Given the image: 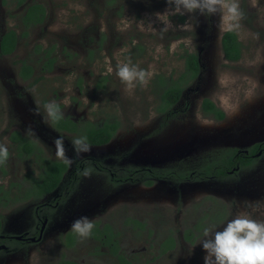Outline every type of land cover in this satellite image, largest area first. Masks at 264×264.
<instances>
[{"label":"rangeland","instance_id":"374dc122","mask_svg":"<svg viewBox=\"0 0 264 264\" xmlns=\"http://www.w3.org/2000/svg\"><path fill=\"white\" fill-rule=\"evenodd\" d=\"M31 1L45 6L44 23L29 29L16 53L0 55V144L9 151L0 163L1 234H34L37 215L47 224L36 245L7 242L0 264H63L61 259L119 264L116 251L92 236L102 231L115 235L118 253L132 264H203L198 243L203 228L220 225L245 201H264V152L253 165L224 178L197 174L221 149H247L264 141V0H239L238 20L222 10L173 14L167 0ZM22 12L14 0L8 5L0 0V36L10 25L21 26ZM227 30H234L243 45L237 61L224 56ZM38 44L54 46L57 59L54 69L33 83L21 78L19 65L27 57L35 75H41V54L33 51ZM186 49L198 53L202 71L166 118L157 110V76L177 77L185 68ZM90 51L96 58L89 63ZM128 60L152 71L147 84L131 92L115 75L117 63ZM102 75L108 76L104 84ZM77 76L82 77L79 87ZM204 98L225 111L223 120L203 114ZM50 100L61 103L62 112L73 119L116 118L120 127L108 144H89L88 152L77 155L72 139L80 135L53 126L44 110ZM13 130L36 142L40 153L19 157L9 137ZM58 137L63 158L57 156ZM43 158L66 160L70 168L54 192L36 198L26 173L36 178ZM80 162L85 167L75 169ZM133 166L189 169L191 174L155 178L149 186L123 179ZM217 204H224L226 212L215 222L205 212ZM82 216L94 224L86 238L71 229ZM198 219L202 229L195 230ZM97 222L102 231L95 228ZM168 236L175 245L162 252Z\"/></svg>","mask_w":264,"mask_h":264},{"label":"trees","instance_id":"16d2710c","mask_svg":"<svg viewBox=\"0 0 264 264\" xmlns=\"http://www.w3.org/2000/svg\"><path fill=\"white\" fill-rule=\"evenodd\" d=\"M4 47L6 48L7 46L5 45ZM222 48L224 56L227 60L237 61L241 58L243 45L234 30H227L223 34ZM140 53H143L142 50ZM183 58L185 59V68L177 77H173V75L166 77L164 74H159L155 83V92L159 98L157 110L161 114L165 115L166 118H168L169 114L173 113L174 106L180 101L187 86L190 85L192 81L197 79L202 71V65L198 53L186 49L184 50ZM201 109L205 116L216 120H223L226 116L225 111L210 98L203 99ZM52 119L53 124L57 128L75 132L80 136H87L88 143L93 145H103L110 142L120 127V122L116 119H107L102 123H93L90 121L78 122L72 120L71 118L63 117L62 115H59V117H52ZM18 140L22 143L21 146L19 145V151L26 150L29 156L35 152V145L31 140ZM260 150L264 152V141L254 143L250 146L248 148V154L246 155L239 154L236 147L221 149V151L215 154L214 158L207 161L197 170V174L200 176L204 175L218 178L227 177L231 174V171L233 172V170L238 167L253 165L258 158L256 154ZM41 167V174L37 178L32 177V173L30 172L26 175L33 180L32 190L34 192L32 195L36 198L43 197L45 194L59 187L64 174L68 170V163L63 160H45ZM163 174H167L173 179L179 177L186 178L190 176L191 171L189 169L179 171L178 169H169L164 171ZM155 176L159 177L161 175L155 171ZM124 178L129 177L125 176ZM76 180L78 181V179ZM140 180L146 185L154 183L152 179L147 178V174L140 177ZM8 195L9 191L4 193L5 198H9ZM217 206V209H215V222L220 221L226 212L224 204H217ZM95 228L102 231L99 224H96ZM96 237L103 244L109 246L113 252L117 251L115 235L111 236L105 231H102V234ZM187 239H190L189 235H187ZM166 242H168L167 245ZM164 245L167 249L173 248L174 238L172 236L168 237L167 240H165ZM119 260L121 264H130L125 257H121V255ZM64 264L75 263L65 262Z\"/></svg>","mask_w":264,"mask_h":264},{"label":"clouds","instance_id":"9594fccd","mask_svg":"<svg viewBox=\"0 0 264 264\" xmlns=\"http://www.w3.org/2000/svg\"><path fill=\"white\" fill-rule=\"evenodd\" d=\"M167 3L172 6L173 14L183 15L197 10L202 14H214L222 10L237 20L241 16L239 0H167ZM108 72H112L111 67ZM115 75L124 85L125 91L131 92L137 84H147L152 71L128 60L117 63ZM44 110L50 118L61 115L55 100L48 101ZM54 143L57 145V156L63 158L62 139L58 137ZM72 143L77 155L90 150L87 136L74 137ZM8 155L7 146L0 144V163ZM243 203L244 208L220 225L212 223L203 228L198 242L203 252V264H264V201ZM93 227L92 220L87 216L79 217L71 224V229L82 238L88 237Z\"/></svg>","mask_w":264,"mask_h":264},{"label":"flooded vegetation","instance_id":"af4514ba","mask_svg":"<svg viewBox=\"0 0 264 264\" xmlns=\"http://www.w3.org/2000/svg\"><path fill=\"white\" fill-rule=\"evenodd\" d=\"M16 2V5L18 8H23V12L20 16V21H21V26L20 27H17V26H14V25H10L9 27L6 28V30L1 34L0 36V55L1 56H9V55H12L14 53L17 52V49L19 48V45H20V42L25 39L28 35H29V29L33 26H36V25H41L44 23L45 21V17H46V8L45 6L40 3V2H37V1H31L29 2V0H14ZM10 2V0H1V3L5 4V5H8ZM6 41V42H5ZM7 46L6 48L4 46ZM9 47V49H8ZM33 51L34 52H37V53H40L41 54V57L42 58V63H41V66H42V72H41V69H40V74L41 75H35L36 74V67L30 62L29 58H24L20 61V65H19V74L21 76V78L23 80H30L32 79V82H38L42 77V74L44 72H51L53 69H54V64L56 62V59L57 57L54 56V46H50V47H46L44 48V46L42 44H38V45H34L33 46ZM67 55H68V52H67ZM96 58V55L90 51L89 55H88V60H89V63L94 61ZM29 74V75H28ZM28 75V76H26ZM101 82L104 84L107 80H108V76L107 75H102V77L100 78ZM75 81L77 82V85L78 87L80 86L81 82H82V77L81 76H77ZM102 84L100 83V86ZM96 86L99 87V82H97ZM183 95V94H182ZM73 96V95H72ZM59 105V109H60V113L63 117H68V118H71L72 120L74 121H78V122H84V121H90V122H93V123H96L95 121L93 120H89V119H73L71 116L69 115H66L62 112V104L61 103H57ZM112 119H116V118H112ZM52 124H53V119L52 117L50 118ZM107 119H104L102 121H98L97 123H102L103 121H105ZM118 120V119H116ZM53 126L58 130V131H61V132H67V133H73L76 135L75 132H71L69 130H65V129H59L57 128L54 124ZM118 131V130H117ZM10 141L15 145V150H18L17 151V154L19 157H26V158H30L32 156L36 157V154L38 155L40 152V149L39 147L37 146L36 142H34L32 139H30L28 136L26 135H23L19 130H13L11 131V134H10ZM114 138V137H113ZM112 138V139H113ZM18 139H22V140H31L33 142V144L35 145V152L32 153L30 156L28 155V153L26 152V150H22V151H19V145L21 146L22 143L21 141H19ZM111 139V140H112ZM110 140V141H111ZM260 142H263V141H260ZM109 143V142H108ZM106 143V144H108ZM257 143V142H256ZM90 145H93V144H90ZM105 145V144H103ZM253 145V144H252ZM250 145V146H252ZM249 146V147H250ZM248 147V148H249ZM239 151V154H243V155H246L248 154V148L247 149H240L238 147H236ZM263 151L260 150L257 152L256 156H259L260 153H262ZM45 160H49V161H58V159H54V158H51V159H45L43 158V161H42V164L45 162ZM63 161H66V160H63ZM68 163V170L67 172L69 171V168H70V164L68 161H66ZM2 164V163H1ZM42 164H40L39 168H40V171H42ZM83 166L85 167L84 164H82V162L78 163L76 165V168L77 169L78 167H80L81 169L83 168ZM169 169H163V168H157V167H147V168H142V167H135L133 166L130 170H129V173L128 175L127 172L123 174V176H128L129 178H123L125 180H129L130 182L134 181V182H142L140 180V177H143L144 175L147 174V178L149 179H152L154 182H155V178H171L170 176H168L167 174H163L164 171H167ZM181 170V169H180ZM155 171L157 173H159L161 176L157 177L155 176ZM66 172V173H67ZM65 173V174H66ZM28 173H26L27 175ZM41 174V173H40ZM40 174L38 176H40ZM64 174V176H65ZM112 174V173H111ZM37 176V177H38ZM64 176L62 178V181L64 179ZM27 177V176H26ZM36 177V178H37ZM122 179V178H121ZM173 179V178H172ZM176 179V178H174ZM122 182V180H120ZM128 182V181H127ZM143 183V182H142ZM145 184V183H144ZM154 184V183H153ZM18 185V184H17ZM152 185V184H151ZM19 186V185H18ZM60 186V185H59ZM150 186V185H149ZM58 188V187H57ZM56 188V189H57ZM56 189H54L53 191L49 192V193H52L54 192ZM47 193V194H49ZM45 194V195H47ZM37 214H38V210H36ZM207 213L206 216L210 217L211 218V221L215 220V210H210V211H207L205 212V214ZM205 216V215H203ZM39 221H38V224L36 225V231L34 234H24V235H21V234H18V235H8V234H1V227H2V216L0 214V247L1 249L0 250H5V249H8L9 245L7 244V242H17L19 244H23V243H27V242H32L34 244L32 245H36L38 243H40V241L43 239L44 237V233H45V229H46V224H47V221H43L42 224H41V219L39 217V215H37ZM43 218V217H42ZM204 218V217H203ZM200 221V219H198V221H196V226L193 227V229L195 230H200L202 229V227L200 225H198V222ZM98 223V222H97ZM41 224V226H40ZM99 224V223H98ZM99 227L102 228L103 225L99 224ZM68 233V232H67ZM66 234V233H65ZM64 234V235H65ZM115 234V233H114ZM92 235V234H91ZM95 239H97V237L95 235H92ZM186 238H187V235H185ZM170 237V236H168ZM99 240V239H98ZM167 240V238L165 239ZM164 240V242H165ZM100 241V240H99ZM101 242V241H100ZM164 242L162 243V245L165 247L164 245ZM102 245H105L101 242ZM74 244H69L68 246H72ZM174 245H175V241H174ZM107 246V245H105ZM109 247V246H108ZM174 247V246H173ZM110 248V247H109ZM171 248L167 249L166 247L164 249H162L161 251L162 252H167L168 250H170ZM110 251H112V249L110 248ZM114 253V252H113ZM117 255L116 256H123L125 257V259L130 263L132 264V261L127 259V257L125 255H123L122 253H118V244H117V251H116ZM63 257H67L65 255H63ZM63 260V264L65 262H74L75 264H77L76 261H73V260H70V259H61ZM118 260V263H120V260Z\"/></svg>","mask_w":264,"mask_h":264}]
</instances>
